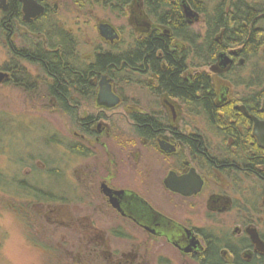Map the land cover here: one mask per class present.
Listing matches in <instances>:
<instances>
[{
	"label": "flooded vegetation",
	"instance_id": "1",
	"mask_svg": "<svg viewBox=\"0 0 264 264\" xmlns=\"http://www.w3.org/2000/svg\"><path fill=\"white\" fill-rule=\"evenodd\" d=\"M24 1L0 0V45L5 49V56L0 62V87L16 88L34 102H41V107L57 108L71 119L73 114L76 118L82 102L94 100L97 107L104 109L118 106L122 101V95L116 83L123 82L118 75L126 73V83H135L145 88L150 97L154 98H150L151 103H155V99L159 98L170 111V116L161 114L157 108L135 110L128 114L127 119L132 125L131 135L134 142L125 147L124 156H131L127 157L129 160L127 169L132 174L127 184L119 182L121 167L124 166L120 164L122 159L116 150L112 159L100 160L91 168L74 170V175H80L76 177L77 182L82 183L79 196L71 190H66L65 194L55 191L49 180L48 183L41 184L44 188L39 187L40 178L37 177L38 172L34 171L35 162L38 167L47 168L46 165L49 167L54 162L48 156L50 154L46 157L38 153L34 154L33 152L39 151V148L33 151L30 146L17 154L16 162L19 165L23 163L20 167L26 166L25 174L21 173V178L16 179L18 188L22 190L25 188L31 196L32 200L28 203L36 210L38 215L36 223L39 227L46 231L50 228L52 233L57 231L59 226L78 232L80 237L72 235L70 238L74 246L81 248L78 257L84 260V264H152L148 245L154 241H161L171 246L183 259L192 264H264V177L258 173H233L230 167L236 165L220 156L223 154L221 152L223 147L233 150L236 143L231 139L224 144L212 143V139L221 140L217 138L213 128L209 127L213 132L204 134L196 127L183 129L177 125V105L185 109L182 97L161 85V75L168 65L166 56L171 54V58L175 56L177 62L182 60L180 81L193 86L195 78L204 72L210 79L212 93L217 97L220 106L234 101V97L230 94L232 85L223 74L229 72L232 67L243 64L244 60L240 56L241 48L228 47L218 52L215 62L200 64L196 46L201 35L193 31L191 26L203 15L205 16L201 2L199 0H121V2L99 0L103 8H110L119 13H123L120 9L128 8L132 41L124 49L111 46L110 44H115L121 39L123 30L111 23L102 22L97 27L98 35L109 44V48L98 47L90 58H86L81 57L79 53L76 36L59 21L55 2L51 6L46 0H30L41 6L43 12L25 18ZM88 1L93 2V0H78L85 5ZM217 3L212 9L213 15ZM229 4L230 1H225V9L228 13H230ZM260 5L258 19L264 21V3ZM101 24H107L117 38L110 39L101 35L99 31ZM153 37L166 40L164 45L166 52L164 49L156 48L154 58L144 65L137 61L134 55L138 50L143 49L140 46L141 41ZM221 39V31L213 37L216 42H220ZM41 48L51 53L64 51L67 55V62L64 63L67 71H72L74 74L84 73L89 61L104 53L118 58L122 52H127L133 62L129 63V68L98 70L91 77L86 75L84 80L75 77L65 80L63 95L58 90L60 81L55 80L43 63L24 61L21 57V60L17 59L15 64L11 62L14 53L18 56L31 55ZM72 53L73 58L79 62L71 63ZM222 54L230 60L225 67L220 57ZM152 60H156L158 64ZM215 64L222 72L218 74L219 78L211 76L209 72L199 71L202 67ZM104 79L111 92L119 97V103L115 106H108L100 101L99 91ZM192 97L193 101H196L199 98V91L196 90ZM263 100L264 98L256 113L246 109L247 114H245L238 109L242 104L233 106L249 122L247 129L252 139L250 143L256 145L262 152L264 147L260 146L252 135L253 121L249 116L264 121ZM132 101L138 100L133 98ZM59 102L65 103V106L61 107ZM136 115L152 118L157 129H147L143 127L144 125L141 127L135 118ZM186 115L200 117L199 114L188 112ZM2 118L0 132H5L7 140L6 128L11 125L4 120L5 116ZM22 118L17 126L22 127V123L26 120L23 121ZM104 118H107L106 114L97 116L85 114L77 119L76 124L82 132L81 138L99 143L102 152L109 155V147L115 146L117 134L106 125H101V120ZM32 120L37 123L39 130H46L41 120ZM39 135L38 131L37 139ZM50 139L54 140L53 135H48L44 144L45 141L51 143ZM2 146H6V143L2 142ZM65 146L68 151L80 157L91 154L87 146L80 149H74L75 146L72 147L70 143ZM27 150L31 152L28 153ZM151 153L162 161V170L164 167L167 170L161 180L160 177L155 179L151 177L150 169L147 168L149 166L147 156ZM260 167L262 168V165ZM54 171L55 169H48L47 173ZM260 171L261 169L258 170ZM170 174L174 179H183L181 187L184 188L185 193L175 192L166 187L165 180ZM50 176L53 175L48 177ZM199 181L200 187L196 189V183ZM153 182H160V191L161 193L164 191V196L159 199L149 195L148 186ZM251 183L256 185L257 193L249 190ZM21 193L23 194V191ZM172 202L180 203L181 210L175 211V208L165 206ZM20 210L25 209L20 207ZM226 215L234 217V225L228 237L224 234L215 235L211 230L214 231L220 225V218ZM251 234L257 237L256 242ZM115 240L130 242V250L120 251L119 254L113 248Z\"/></svg>",
	"mask_w": 264,
	"mask_h": 264
},
{
	"label": "rangeland",
	"instance_id": "2",
	"mask_svg": "<svg viewBox=\"0 0 264 264\" xmlns=\"http://www.w3.org/2000/svg\"><path fill=\"white\" fill-rule=\"evenodd\" d=\"M46 1L51 6L55 2L58 10V19L63 26L76 36L81 57L90 58L93 51L98 47L101 49L109 48V44L103 41L98 35L97 27L102 22L111 23L113 26L123 30L121 33V41L119 40L115 44H110L111 46H119V49H124L132 41V28L128 8H124L123 13H119L112 11L110 8H103L94 0L93 2L88 1L86 5L78 2V0ZM199 1L201 2V8L206 14L212 12L218 0ZM244 1L249 4L264 3V0ZM204 17L203 15L198 22H195L191 26V29L198 32L201 36L206 31ZM4 56L5 49L0 45V62ZM239 67L244 69L241 68L242 70L237 71V73H240L242 76L247 75L249 65L244 66L243 62ZM199 71L209 72L215 78H219L218 74L222 73L216 64L209 67H202ZM126 76V73H121V76L118 75L123 81L116 83L122 95V101L118 106L111 109H104L97 107L94 100L82 102L76 118L73 115L71 119L57 108L41 107V102H34V100L24 96L16 88L11 86L0 87V120L3 121L2 116H5L4 120L11 125L6 128L8 133L7 140L5 132H0V264H84V260L78 257L81 253V248L79 249L77 246H74L70 238L72 235L80 237L78 232H72L68 227L59 226L57 231L52 233L50 228L49 231L43 230L36 223L38 215H36V210L31 208V205L28 203L32 198L25 188L23 190L18 188L16 181V179L19 180L21 178V173L25 174L26 166L23 165L20 167L23 163L19 165L15 158L27 146H30L33 151L39 148V151L33 152L34 154L38 153L44 157L50 154L48 156L54 162L49 167L48 165H46L47 168L38 167L36 166L37 162H35L36 168L34 171H37L39 174L37 175L40 178L39 187L44 188L41 184H46L49 180V184L55 191L65 194L66 190H71L79 196L82 183L77 182L76 177H80V175H74V170L85 167L91 168L100 162V160L112 159L114 158L112 155L116 150L122 159L120 164L124 166L123 168L120 165L119 182L127 184L132 174L127 169L129 165L127 157L131 156H124L126 151L125 147L129 143L134 142L133 136L131 135L132 125L127 119L128 114L135 110L145 111L150 108H157L161 111V114H168L170 116V111L161 103L159 98L155 99V103H151L150 98L152 97H150L149 92L135 83H126ZM230 87L232 97H235L237 92L239 94L247 92L243 86H237V88L234 86ZM133 98L138 101H132ZM175 104L177 105V103ZM177 107V125H180L183 129H193L196 127L204 134H209V131L213 132V130H210V126L206 125L203 118L189 117L186 115L187 112L185 109L180 105H177ZM85 114L88 116L106 114L107 118L101 120V125H106L117 134L114 141L115 146L112 145V148L109 147V155L102 152L103 150L99 143H94L93 140L90 141L87 138L83 139L80 137L82 132L77 126L76 121ZM37 116L38 118L36 119ZM29 117H32L34 120H41L43 128L45 127L46 130H39L37 123H34ZM21 118L23 121L26 119L22 123V127L17 126ZM38 131L40 134L39 139H37ZM48 135H53L54 140L50 139L51 143L45 141L44 144V140ZM135 141L137 140L135 139ZM2 142L3 144L6 143V146L3 147ZM66 142L68 144L70 143L72 147L75 146L74 149L87 146L91 154L85 157L77 156L74 152L67 150L65 146L67 144ZM211 142L219 143L217 139H212ZM27 152L30 153L31 150H27ZM147 158L149 162L147 168L150 169V176L154 179L160 177L159 180H161L167 172L165 167L162 170V161L157 159L152 153L148 154ZM48 169H55V171L53 173H47ZM49 175L53 176L49 178ZM137 184L139 185V183ZM159 184L160 182H153L151 184L149 183L148 186L150 190L149 195L156 199L164 196V191L161 193ZM250 186L249 190L257 193L258 189L255 187L256 185L251 183ZM22 191L23 194L21 193ZM165 206L175 208V211H180L182 208V205L176 202H172L169 205L165 204ZM20 207H23L25 210L21 211ZM219 223L220 225L214 231H211L215 235L224 234L228 237L234 225V217H230V215L223 216L220 218ZM204 229L210 231L209 229ZM114 242L115 245L113 248L119 254L120 251L130 250V242L123 240H115ZM148 247L152 255V264H192L186 259H183L171 246L161 241H154Z\"/></svg>",
	"mask_w": 264,
	"mask_h": 264
},
{
	"label": "trees",
	"instance_id": "3",
	"mask_svg": "<svg viewBox=\"0 0 264 264\" xmlns=\"http://www.w3.org/2000/svg\"><path fill=\"white\" fill-rule=\"evenodd\" d=\"M94 1L99 3V0ZM225 1L219 0V4L217 3L215 7L214 15L212 13L205 14L206 31L205 35L200 36L198 40L196 46L198 47L197 56L201 65L211 64L216 61L218 52L228 47H240V56L244 60V66L249 65L247 75L242 76L237 73V71H241L244 68L236 66L223 74V77L235 88L243 86L247 92L242 94L237 92L231 104L220 106L217 97L212 93L208 75L201 72L195 78L194 85L188 86L185 81H180L179 79L182 60L177 62L175 56L171 58V54L166 56L168 65L164 74L161 75V85L173 94L181 96L186 111L199 114L206 125L213 128L217 138L221 139L219 142L224 144L231 139L236 143L233 150L232 148L223 147L221 150L223 154L220 156L222 159H229L230 162L236 165V167H230L233 173H258L264 177V152L259 150L256 145L250 143L252 139L250 131L247 129V123L249 122L239 110L233 107L236 104H242L249 112L256 113L261 100L264 98V21H260V18L258 19V10L261 9V5L249 4L244 0H229L230 13H228L225 9ZM122 5L124 7V4ZM120 11L123 10L120 9ZM220 31L222 32V39L220 42H216L213 37ZM140 43L143 49L138 50L134 57L144 65L154 58L156 48L164 49L166 52L164 46L166 40L163 38L153 37ZM12 56L11 62L14 64L17 59L21 60V58L24 61L43 63L55 80L60 81L59 88L58 86L57 88L63 95L65 92V80L73 79V77L84 80L86 75L91 77L98 70H111L115 67L129 68V63L133 62L127 52H122L118 58L104 53L89 61L84 73L74 74L72 71H67L64 64L67 62V55L64 54V51L62 53L59 51L51 53L43 51L41 48L38 52L31 55L18 56L14 53ZM73 57L72 53L71 63L79 62ZM152 61L158 64L156 60ZM196 90L199 91V98L193 101L192 95ZM59 103L61 107L65 106V103ZM135 118L141 127L144 125L143 127L147 129H157L152 118L142 115H136ZM242 142L244 143L243 145L241 144ZM260 165H262V168ZM259 169H261L260 172H258Z\"/></svg>",
	"mask_w": 264,
	"mask_h": 264
},
{
	"label": "water",
	"instance_id": "4",
	"mask_svg": "<svg viewBox=\"0 0 264 264\" xmlns=\"http://www.w3.org/2000/svg\"><path fill=\"white\" fill-rule=\"evenodd\" d=\"M24 12H25V18H29L31 16L39 15L43 12V8L37 4H35L33 1L30 0H25L24 1ZM99 31L101 35L105 37H109L110 39L117 38V36L113 35V31L110 30L109 26L107 24H101L99 27ZM222 58V65L225 67L230 63L229 58L226 55H220ZM1 78V74H0ZM99 98L100 101L103 103H106L108 106H115L119 103V97L114 95L110 87L106 85V80L104 79V82L101 83V88L99 91ZM238 109L243 111L245 114H247L246 108L244 105L238 106ZM262 110H264V100L262 103ZM250 119L253 121V128H252V135L257 139L258 143L260 146L264 147V121H261L257 119L254 116H249ZM193 175V173H191ZM181 181L183 179H174L173 175L170 174L168 178L165 180V185L168 189L175 191V192H180V193H185L183 192V189L181 187ZM201 182L196 183V189L200 187ZM252 235V239L256 242L257 237Z\"/></svg>",
	"mask_w": 264,
	"mask_h": 264
}]
</instances>
